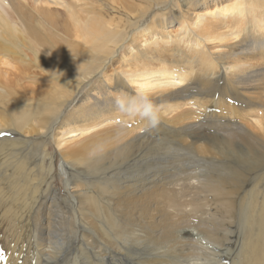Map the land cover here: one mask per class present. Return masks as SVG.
<instances>
[{
	"label": "bare ground",
	"instance_id": "1",
	"mask_svg": "<svg viewBox=\"0 0 264 264\" xmlns=\"http://www.w3.org/2000/svg\"><path fill=\"white\" fill-rule=\"evenodd\" d=\"M0 137V264H264V0H0Z\"/></svg>",
	"mask_w": 264,
	"mask_h": 264
},
{
	"label": "rangeland",
	"instance_id": "2",
	"mask_svg": "<svg viewBox=\"0 0 264 264\" xmlns=\"http://www.w3.org/2000/svg\"><path fill=\"white\" fill-rule=\"evenodd\" d=\"M249 2H253V0H248ZM245 10H248L247 8H245ZM59 14H61L60 12H59ZM178 29V26H176V27H174V28H172V30H177ZM167 34V33H166ZM147 39V38H146ZM149 40H150V38H149ZM143 41H146V40H143ZM209 48V52H213V53H217L218 52V50H213L212 49V47H213V45H210L209 44V46H208ZM124 50H125V48H121L119 51H118V53L116 54V59L118 60V62H114V66H116V67H119V60H120V55H122V54H124ZM108 74H109V72L107 71V73L104 75V77H107L108 76ZM95 83V82H94ZM85 91H87L88 92V90H85ZM86 92V93H87ZM2 137V136H1ZM0 137V138H1ZM5 138H13V137H11L9 134H6L5 136H4ZM62 189H63V187H61ZM64 194H65V191L64 190H62L61 191V195L62 196H64ZM210 202V203H209ZM207 204L208 205H210V206H208V207H211L210 208V210L207 208V209H205L204 211H201L200 212V214L199 215H197V219H200V218H204V219H206V218H209V216L207 215V213L209 212H214L213 210H214V208H215V206H214V203L212 202V201H207ZM223 227H226V228H228V227H230L231 229H233L234 230V228L236 227H234L233 225H231L230 223H227V222H225L224 224H223ZM239 229H240V224H238L237 225V227H236V232H238L239 231ZM4 233L5 232H2V238H1V241H0V254H2V255H5V257H7L6 256V249H7V240H6V233H5V235H4ZM232 233H234V234H236L235 232H232ZM4 236V237H3ZM31 263V261H29V264ZM32 264V263H31Z\"/></svg>",
	"mask_w": 264,
	"mask_h": 264
},
{
	"label": "clouds",
	"instance_id": "3",
	"mask_svg": "<svg viewBox=\"0 0 264 264\" xmlns=\"http://www.w3.org/2000/svg\"><path fill=\"white\" fill-rule=\"evenodd\" d=\"M117 107L123 110V105L121 101L118 99L116 101ZM142 118L146 119L150 124L155 126L158 123V114L156 112L155 107L152 105L151 101L147 99V97L143 98V107L142 110L138 113Z\"/></svg>",
	"mask_w": 264,
	"mask_h": 264
},
{
	"label": "snow or ice",
	"instance_id": "4",
	"mask_svg": "<svg viewBox=\"0 0 264 264\" xmlns=\"http://www.w3.org/2000/svg\"><path fill=\"white\" fill-rule=\"evenodd\" d=\"M4 257H3V255L2 254H0V259H3Z\"/></svg>",
	"mask_w": 264,
	"mask_h": 264
}]
</instances>
